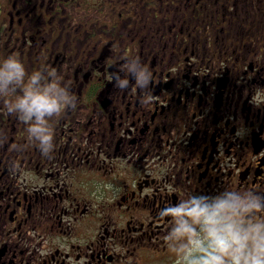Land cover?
Here are the masks:
<instances>
[{"label":"flooded vegetation","instance_id":"obj_1","mask_svg":"<svg viewBox=\"0 0 264 264\" xmlns=\"http://www.w3.org/2000/svg\"><path fill=\"white\" fill-rule=\"evenodd\" d=\"M9 56L0 264H179L169 207L264 208V0H0ZM33 74L71 104L47 155L8 110Z\"/></svg>","mask_w":264,"mask_h":264},{"label":"clouds","instance_id":"obj_2","mask_svg":"<svg viewBox=\"0 0 264 264\" xmlns=\"http://www.w3.org/2000/svg\"><path fill=\"white\" fill-rule=\"evenodd\" d=\"M26 75L22 62L9 56L0 67V91L11 82L24 81ZM143 76L141 71L138 79ZM70 107L69 97L55 83L40 87L38 75L33 74L28 75L24 95L8 110L27 125L29 137L47 155L54 139L48 121ZM250 213L259 215L246 220ZM165 215H170L176 225L173 235L186 240L175 249L179 264H264V208L258 199L216 196L208 204L189 196L169 207Z\"/></svg>","mask_w":264,"mask_h":264}]
</instances>
